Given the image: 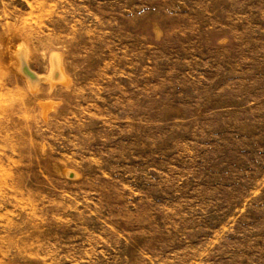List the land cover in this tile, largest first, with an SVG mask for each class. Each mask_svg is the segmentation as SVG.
I'll list each match as a JSON object with an SVG mask.
<instances>
[{
	"label": "rangeland",
	"instance_id": "374dc122",
	"mask_svg": "<svg viewBox=\"0 0 264 264\" xmlns=\"http://www.w3.org/2000/svg\"><path fill=\"white\" fill-rule=\"evenodd\" d=\"M0 264H264V0H0Z\"/></svg>",
	"mask_w": 264,
	"mask_h": 264
},
{
	"label": "bare ground",
	"instance_id": "6f19581e",
	"mask_svg": "<svg viewBox=\"0 0 264 264\" xmlns=\"http://www.w3.org/2000/svg\"><path fill=\"white\" fill-rule=\"evenodd\" d=\"M56 60H57V58H55L54 63H53L54 64V67L53 68H55V69H53V70H55L54 71L55 73H53V74H54L55 77L56 76L61 77L62 74H61V71L58 69L59 67H57V61ZM21 70H22L23 74L26 75V76H28V77H29L28 73L33 75V73L27 67H25V68L22 67ZM34 79L38 80V79H40V77H35L34 76Z\"/></svg>",
	"mask_w": 264,
	"mask_h": 264
},
{
	"label": "water",
	"instance_id": "95a60500",
	"mask_svg": "<svg viewBox=\"0 0 264 264\" xmlns=\"http://www.w3.org/2000/svg\"><path fill=\"white\" fill-rule=\"evenodd\" d=\"M28 75H29V77H31V78H34V75H32V74H29V73H28Z\"/></svg>",
	"mask_w": 264,
	"mask_h": 264
}]
</instances>
